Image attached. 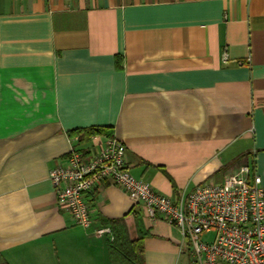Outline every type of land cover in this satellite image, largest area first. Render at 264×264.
<instances>
[{"label": "crops", "instance_id": "1", "mask_svg": "<svg viewBox=\"0 0 264 264\" xmlns=\"http://www.w3.org/2000/svg\"><path fill=\"white\" fill-rule=\"evenodd\" d=\"M93 126L174 199L246 163L264 186V0H0V264H111L136 212L145 264L176 262L179 227L118 186L88 196L91 228L57 202L49 170Z\"/></svg>", "mask_w": 264, "mask_h": 264}, {"label": "built area", "instance_id": "2", "mask_svg": "<svg viewBox=\"0 0 264 264\" xmlns=\"http://www.w3.org/2000/svg\"><path fill=\"white\" fill-rule=\"evenodd\" d=\"M126 164V145L113 135L96 147L72 146L67 163L49 170L57 202L75 224L91 228L88 196L108 182L143 204L152 217L160 213L176 224L193 264H264V186L251 164H241L222 181L206 180L178 199L134 176ZM204 233L214 237L204 240Z\"/></svg>", "mask_w": 264, "mask_h": 264}, {"label": "trees", "instance_id": "3", "mask_svg": "<svg viewBox=\"0 0 264 264\" xmlns=\"http://www.w3.org/2000/svg\"><path fill=\"white\" fill-rule=\"evenodd\" d=\"M112 133L111 128L101 126L87 127L71 132L73 136L74 134L78 135V140L81 144L89 143L98 134L112 136ZM78 148L85 149L84 147ZM87 148H90V146ZM135 229L137 237L132 239L125 222L111 223L113 237L112 239L107 238L111 264H145L143 254L145 251V239L149 235V231L145 227L143 217L137 212L135 213Z\"/></svg>", "mask_w": 264, "mask_h": 264}, {"label": "rangeland", "instance_id": "4", "mask_svg": "<svg viewBox=\"0 0 264 264\" xmlns=\"http://www.w3.org/2000/svg\"><path fill=\"white\" fill-rule=\"evenodd\" d=\"M179 236L181 237L182 243V252H180V256L177 257L176 262L174 264H193V256L192 252L189 249V246H185V242L183 240L182 234L178 231ZM214 237L213 233H204L202 234V239L211 240Z\"/></svg>", "mask_w": 264, "mask_h": 264}]
</instances>
